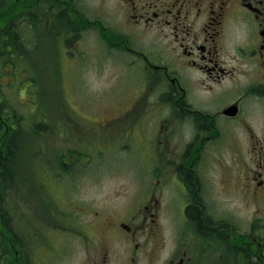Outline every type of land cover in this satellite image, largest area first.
<instances>
[{
  "label": "flooded vegetation",
  "instance_id": "flooded-vegetation-1",
  "mask_svg": "<svg viewBox=\"0 0 264 264\" xmlns=\"http://www.w3.org/2000/svg\"><path fill=\"white\" fill-rule=\"evenodd\" d=\"M12 3L28 27L17 42L11 38L12 52L50 31L72 58L89 30L104 47L134 58L143 83L137 109L85 114L91 137L122 127L135 133L131 123L147 119L143 132L151 127L154 136L137 135L156 153L148 157L151 185L112 222L127 252L109 248L90 264H264V0H101L92 17L80 0ZM150 95L156 104L138 109ZM157 107L168 118L149 113ZM11 114L17 124L9 132L22 125ZM35 123L46 132L42 115ZM64 155L34 159L59 182L73 178L79 163ZM212 165L218 179L210 211L205 170Z\"/></svg>",
  "mask_w": 264,
  "mask_h": 264
},
{
  "label": "rangeland",
  "instance_id": "rangeland-1",
  "mask_svg": "<svg viewBox=\"0 0 264 264\" xmlns=\"http://www.w3.org/2000/svg\"><path fill=\"white\" fill-rule=\"evenodd\" d=\"M100 1L80 0V11L92 17V10ZM22 16V12H13L5 27L12 18L17 28L25 29ZM7 37L6 34L4 39ZM81 37V45L74 48L72 58L67 55L68 59L54 32H45L41 40L29 36L32 44L27 46L30 51L24 53V60L16 58L11 62L10 51L0 53V115L6 121L0 135V165L7 147L16 140L17 147L11 145L12 178L11 187L6 190V207L14 217L11 227L24 240L7 238V252L1 254L0 264H90L89 258L94 260L109 248L112 253L127 252L125 245L120 244L123 237L112 222L132 208L138 191L151 185V159L156 153L145 138L154 136L155 129L148 127V133L143 132L147 119L144 125L140 124L142 118L131 123L132 130L137 125L136 132L128 135L122 127L91 137L84 126L87 114L97 119L137 109L135 102L143 83L134 58L104 47L100 35L93 31L85 30ZM19 44L22 43L15 48L24 51L26 47ZM154 97L150 95V101L138 109L154 106ZM161 109L157 107L149 113L168 118V111ZM12 112L23 127L18 125L7 132L8 127L17 124ZM41 115L47 122L46 132H35L29 125ZM147 116L148 113L143 115ZM138 133L146 137L140 139ZM5 134L8 139H3ZM119 141L131 142V146L120 148L115 144ZM36 150L42 159L55 160L62 154L71 161L76 158L79 163L75 165L74 177L56 182L49 173H42V178H31L35 176L30 173L33 161H37L31 156ZM89 155L95 158L86 161ZM24 162L26 169L21 175ZM208 170L205 199L212 211L218 169L212 165Z\"/></svg>",
  "mask_w": 264,
  "mask_h": 264
},
{
  "label": "trees",
  "instance_id": "trees-1",
  "mask_svg": "<svg viewBox=\"0 0 264 264\" xmlns=\"http://www.w3.org/2000/svg\"><path fill=\"white\" fill-rule=\"evenodd\" d=\"M8 2L7 0H0V26H5V23L8 18L7 13V7ZM6 35L5 28H0V37L4 38ZM1 50L2 53H4L7 50V42L2 41L1 42ZM1 53V52H0ZM5 104H3L4 109ZM3 111L0 104V112ZM40 127V125H38ZM4 130V124L0 120V134ZM11 145L16 148L17 145L14 142H11L9 146L6 149V153L4 155V160L1 162L0 165V257L1 254H6L7 250L4 245V242L7 238L10 239H17L19 241H24L23 238L18 236L17 232H15V228L13 226L11 227V223L14 221V217L10 214L9 209L6 207V195H8V189L11 187V165H10V157L13 155V149ZM2 150V148H1ZM7 190V191H6ZM51 204V203H50ZM195 214H198L197 211L194 212ZM193 214V216H197ZM13 228V229H12ZM6 259V258H5ZM2 262V259H0Z\"/></svg>",
  "mask_w": 264,
  "mask_h": 264
}]
</instances>
